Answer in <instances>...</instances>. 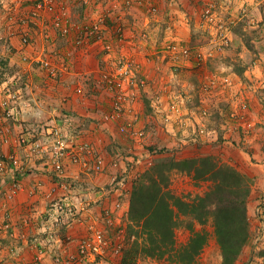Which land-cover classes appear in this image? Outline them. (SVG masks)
<instances>
[{
	"label": "crops",
	"instance_id": "crops-1",
	"mask_svg": "<svg viewBox=\"0 0 264 264\" xmlns=\"http://www.w3.org/2000/svg\"><path fill=\"white\" fill-rule=\"evenodd\" d=\"M215 1L107 0L97 2L94 0L90 6H81V0H65L67 4L69 3L68 5H71L74 23L78 29L83 25L84 27L91 26L102 17L107 16V39L115 43V28L119 26L125 28L127 41L117 46L118 53L122 52L140 62L145 74L149 77L155 78L157 81L160 79L174 82L178 85L180 91L184 92L190 107L192 105L190 104L191 102L200 107L206 105V103H203L202 94L197 90L198 79L201 82L200 77L198 75H193L194 77L183 75L181 79L180 77L175 79L173 75L169 74L170 77H164L157 72L159 67L156 69V64L158 65L157 52L165 45L161 44L159 46L164 40L176 39L188 43L196 38L194 34H196V30L199 31L201 28V24L199 27V17H201L200 14H202L203 8L207 4L215 3ZM237 1L229 0V3L233 5L235 2L236 5V3L240 2L239 7L247 3L258 16H261L262 12L264 13L263 0ZM20 3L27 10L33 0H20ZM222 3L225 4L224 1H221ZM15 6L18 8V5L14 3L13 8ZM2 20H4L3 24L7 26L6 33H8V26L11 21L5 18H2ZM32 35L35 40L34 47H25L20 39L16 38V41L13 39V44L19 50V53L16 52V54L11 55V53L7 52L3 55L12 59L13 56L22 57L25 52L31 57H35L46 49L48 55L51 52L56 54L54 56L60 64L61 57L73 49V43L70 40L60 39L55 33L48 44L43 41L41 33L35 27H32ZM236 35H238V29L233 31V40ZM239 36L242 37L241 34ZM250 36L252 35L250 34ZM253 44L255 53L260 54V56L263 55L261 58L264 59L262 52L264 51V40L259 42L256 39ZM235 47V44H233V47L222 53L224 60L219 62L218 68L222 69V72H230L234 75L238 79L239 85L227 98L220 97L210 101L209 109H211V115L206 120V123L213 134L209 139H200L199 141L193 139L196 128L194 124L198 122V115L193 107L187 108L185 120L181 126H173L172 124L166 126L163 112L153 111L151 104V111H149L148 103L143 100L139 104L140 122L138 125L139 128H145L144 126L148 125H154L153 127L166 126V133H164L165 130L163 132L162 128H156L157 130L150 135L149 140L153 141L152 146L160 144L170 148V154L167 155L169 157L175 156L177 159H184L202 155H215L218 160L221 161L222 159V163L234 166L251 178L254 185L249 200L250 220L252 221L253 218L255 225L264 226V221L259 218V215L256 216L254 214L258 205L264 200V91L259 93L256 89L253 91L245 90L248 82H244L245 78L254 80V78H260L263 75L261 70L252 71L253 67L250 65H252L251 62L254 56L246 45L242 42L240 44V50L245 48L242 54L237 49H234ZM6 51L10 50L6 49ZM243 58L246 63H243ZM73 60L76 62L75 69L77 73L76 75L70 74L63 81H54L47 77L38 63H36L38 65L30 64L28 66L30 71H27L24 67L25 70L20 73L19 77V80L21 79L20 86L15 89L21 95L19 107L21 114L19 119L16 120L20 122V127L15 124L17 128L13 134L17 136L22 133L24 128L35 126L37 123H58L64 125L67 120H72V133L82 136L83 140L86 138V140L92 141L104 156L107 168L101 174H87L84 173L81 166L66 162V177L59 179L49 166L38 160L35 163H31L27 170H17L15 172L9 169L5 174L0 175V264H14L9 251L12 247L8 240L9 232L12 236L11 240L14 239L17 243L16 246L13 245L15 247L13 254H19V259L26 263L78 264L76 257L78 256L79 242L86 235L84 226L74 225L62 229L58 237L51 243L47 242V234L44 231L48 209L55 200L60 199L67 192H71L79 204L84 205V201L91 202L97 212L102 208L112 210L117 221H123V224L127 225L131 192L135 178L132 174L126 175L125 178L127 180L124 178V181L121 182L124 185L120 187L117 185L119 181L114 184L113 178L122 173L125 175V165L130 163V152L133 149L135 150V156L133 157L140 155L147 159L151 155L146 150L143 151L138 146V143L129 137L125 127V119L105 122L104 115L111 113L113 110L109 97H105L104 94L97 101L86 98V96L89 97L88 93L96 92L94 86L92 89L89 88L87 80L97 79V73L100 69L107 67L109 64L103 47L87 46L84 48V54L81 52L75 53ZM237 60L243 63V76L235 71L234 64ZM254 61L256 62L257 60ZM94 83V81L90 82V86L94 85ZM79 85L84 87L83 94H79L76 91ZM240 86L241 90L239 89ZM3 87L4 85L0 83V103L4 98ZM261 88L264 90V85ZM152 92L154 90L149 93L151 94ZM238 94L239 96H237ZM232 95L236 97V100L245 96L251 104L250 118L254 122L255 128L248 134L243 132L236 134L233 131H231L232 133L227 132ZM0 115L4 116V111L1 107ZM94 120L96 122L100 121L99 127L92 132L84 131V122L88 121L91 125H96L93 122ZM75 123H77L76 129L74 128ZM218 131L223 133L225 140L222 142V146L213 143ZM176 133L177 136H175ZM188 137L192 139L189 141ZM227 138H233L237 143L238 140L243 142L245 149L237 148L231 139L227 140ZM205 141L209 143L207 144ZM189 142L194 144L187 146ZM172 150L179 151H176V154L172 153ZM14 152L23 156L19 149L15 147V143L6 144L0 137V153L9 156ZM117 156L122 159L119 170L111 167L112 161ZM254 160L257 162H254ZM14 178H17L20 182V188L18 189L13 187ZM64 183L69 185L70 191L64 189ZM261 218L263 217L261 216ZM6 222L10 223L11 229L9 231L5 230L7 227ZM257 253L258 251H255L254 254L252 252L253 258L261 260L257 257ZM252 261L254 263V259Z\"/></svg>",
	"mask_w": 264,
	"mask_h": 264
},
{
	"label": "built area",
	"instance_id": "built-area-1",
	"mask_svg": "<svg viewBox=\"0 0 264 264\" xmlns=\"http://www.w3.org/2000/svg\"><path fill=\"white\" fill-rule=\"evenodd\" d=\"M92 3L93 0H81L82 6H90ZM68 4L65 0H33L27 10L18 14L19 16L15 15L16 21H12L7 33L12 44L14 37L17 36L25 47H34L32 27L41 33L44 41L50 42L55 33L58 38L70 40L73 43V49L61 57L60 64L54 56L56 54L51 52L48 55L46 49L35 57L24 52L22 55L24 63L29 65L38 63L47 77L54 81H63L70 74L76 75L77 73L76 62L73 60L75 53L84 54V48L87 46H102L109 64L97 73L93 86L97 94L101 96L107 94L111 100L113 110L104 115L105 122L125 119L129 137L138 145L143 143L148 135L145 129L139 128L138 125L140 121L139 104L147 99L150 100L153 111L163 112L166 126L170 124L181 126L189 104L178 85L174 82L160 79L157 81L149 77L143 72L142 64L136 59L122 52L116 53L119 51L117 46L127 41L125 28L122 26L115 28V43L107 39V16L91 26L84 27L83 25L78 29L74 23L71 5ZM241 21L248 28L257 26L256 20L251 17L247 7L241 9V18L235 20L232 17L222 16L219 7L212 3L201 15V22L207 27L206 32L210 36L209 44L196 48L175 42L166 43L158 51V57L163 63L166 62L172 66L176 72L173 78L179 77L177 72L183 66H189L204 77L200 86L204 93L228 97L238 87V79L230 72L207 71V65L230 48L233 29ZM75 31L77 32L74 35ZM161 68L159 66L158 70ZM11 84L12 82L8 80L3 83L4 98L0 107L6 119L18 120L21 114L19 108L21 95ZM151 90L154 92L150 94ZM76 91L83 94V85H79ZM148 94L150 98L147 97ZM230 101L232 105L228 114L227 132L232 133L233 131L236 134L252 132L255 124L250 118L249 100L245 96L236 100V97L232 95ZM203 103H205L204 100ZM203 109L201 115H198L200 121L194 124L196 136L193 139L195 141L203 137L209 139L213 134L206 123L211 115L210 109L206 107ZM72 126V120H67L64 125L48 123L42 127H26L17 136L10 128L3 129L1 131L2 141L6 144L15 143V147L23 156L14 152L4 158L0 157V175L5 174L9 169L15 172L27 170L31 163L38 160L49 166L59 179L66 177V162L81 166L87 174L103 173L107 168L104 156L92 141L86 138L83 140L82 136L72 133ZM150 155L147 159L140 155L133 157L135 156L133 149L130 152L131 161L125 165V175L122 173L115 176L114 184L119 181L118 187L123 186L121 182L128 174H132L136 181L154 164V156ZM121 163V157L117 156L112 161L111 167L119 170ZM13 187L20 188L17 178H14ZM64 189L69 190V185L64 183ZM261 208L264 209V202ZM5 224L7 226L5 230L9 231L10 223ZM74 225H82L86 230V235L78 246L76 257L78 264H121V256L128 245L127 225H124L123 221H117L112 210L102 208L97 212L91 202L84 201V205L79 204L75 196L67 192L60 199L55 200L48 209L44 230L47 234V242L54 241L62 229ZM18 264L31 263L21 260Z\"/></svg>",
	"mask_w": 264,
	"mask_h": 264
},
{
	"label": "trees",
	"instance_id": "trees-1",
	"mask_svg": "<svg viewBox=\"0 0 264 264\" xmlns=\"http://www.w3.org/2000/svg\"><path fill=\"white\" fill-rule=\"evenodd\" d=\"M145 101L151 111L150 100ZM175 171L198 182L209 181L211 187L204 195L189 201L170 188ZM252 190V179L234 166L222 163L215 155L158 159L133 184L126 226L128 246L121 264H138L145 259L194 264L209 242V232L197 230L195 224L205 227L210 222L221 249L222 264H237L252 235L249 216ZM183 227L189 230L190 237L179 246L177 230ZM260 257L264 259V249Z\"/></svg>",
	"mask_w": 264,
	"mask_h": 264
},
{
	"label": "rangeland",
	"instance_id": "rangeland-1",
	"mask_svg": "<svg viewBox=\"0 0 264 264\" xmlns=\"http://www.w3.org/2000/svg\"><path fill=\"white\" fill-rule=\"evenodd\" d=\"M95 1L99 2V1H107V0H95ZM221 1H224L225 4L224 3L221 4ZM18 2H19V4H18ZM237 2H239V0ZM14 3H15V5H18V8H17V6H15L13 8ZM215 3L217 4L218 7L220 5L219 10L222 12V16H228V17H232L235 20H239L241 18V9L243 7H247L249 9V13H250L251 17H254V19L256 20L257 26L254 27V28H248V27H246L244 25H243V27H241L240 24H237L234 27L233 31H235V29H238V30L241 29V31H240V33H238V35H236V38L234 40H233V36H232V41H231L230 48L233 47V44H235L236 47L234 49H237L242 54V51L245 49L244 48V49L240 50V44L242 42L253 53L254 58H253V60L251 62L252 65H250L251 67H253L252 71L256 72L257 70H259V71L261 70V74L263 76L260 77V78H254V80L253 79L250 80L249 78H247V79L245 78V81L243 79L242 80L244 82H248L247 89L245 88V90L253 91V90L256 89V91H258L259 93L261 91H264L261 88L264 85V59L261 58L263 55L260 56V54L255 53V51H254L255 48H254V44H253V41H255L256 39L259 42L264 40V13L261 10L262 14H261V16H258L256 13H254V10H252L251 7L249 5H247V3H245L241 7L238 6L240 2L236 3V5H235V2H234L233 5H231L229 3V0L228 1L227 0H216ZM81 6H82V4H81ZM208 6H209V4H207V6H205L203 8V11ZM21 7H22V4L20 3V0H0V8L2 9V11L0 12V83L3 84L6 80H8V81L12 82L11 85L14 87V89H17L20 86V83H21V79L19 80L20 73L23 70H25V69L27 71H30V69L28 67L29 64L24 63L22 57L17 58L16 56L15 57L13 56L12 59H10L9 57L3 55L4 53H7V52H9V53H11V55H13V54H16V52L19 53V50L17 48H15L14 44H12L8 34L6 33L7 26H5L3 24L4 20H2V18L8 19L9 21H11V23L14 20L16 21L15 14L16 15H18V14L20 15L26 9V8H24V6H23V8H21ZM203 11H202V13H203ZM201 15L202 14H200V16ZM199 22H200L199 23V27H200V24H201V28L200 29H202V30H200V29H199V31L196 30V34H194V35H196V38H194L191 42L187 43V42L179 41V40H176V39H167V40H164L160 44L158 43L159 46L161 44L164 45L166 43L175 42V43H179V44H182V45H185V46L196 47V48L200 46V48H201V46L209 44L208 41L210 39V36H209V33L206 32L207 31V27L203 26V24L201 22V17H199ZM241 22L243 23V21H241ZM10 26H11V24L8 26V28ZM259 30L261 31V33L257 34L255 31H259ZM243 33H246L249 36L247 37ZM240 34H241L242 37L239 36ZM250 34L252 36H250ZM5 36H6V38H4ZM16 38H19V37H17V36L14 37L15 41H16ZM43 41H44V39H43ZM44 42H46V44L49 43L48 41H44ZM6 49H9L10 51H6ZM228 50H229V48L227 50H225L224 52H226ZM262 52L264 54V51H262ZM116 53H118V51H116ZM222 55L223 54L221 53L220 56H218L215 60L211 61L207 65V71L223 73L222 69L220 70V68H218L219 62L221 60L222 61L224 60V58H222L223 57ZM156 59H157V63H158V65L156 64V69L159 66L162 67L161 70L157 71L159 74L163 75L164 77H167L169 75H171V76L173 75L174 76L176 74V72L172 69V66H169L166 62L163 63L161 61V59H159L158 52H157ZM254 60H257L256 61L257 63ZM242 61H243V63H246L244 58L242 59ZM243 63L241 61L237 60V62L234 64L235 71L237 73H240L241 71H243V66H242ZM35 64L36 63H34L33 65H35ZM36 65H38V64H36ZM24 67H25V69H24ZM143 72H144V70H143ZM177 73H179L178 75H179L180 79H181V77L183 75L190 76V77H194V76L198 75L200 77L201 82L198 79V81H197V83H198L197 84L198 85L197 90L200 91V94H202V96H203L202 99L206 103V105L204 107L209 109L210 108L209 105L211 104L210 101H212L213 99L216 100L217 98H220V97L221 98H227L226 96L223 97V96H219V95H215V94L208 95V93H204L201 90V87H200L202 81L204 80V77L202 75H200L198 72L193 71L191 68H189V66H183V68H181V70L179 72H177ZM205 73H206V71L204 72V75H205ZM87 81H88L87 84H88L89 88L92 89L93 88V84H92V86H90V82L94 81V79L92 81L91 80H87ZM239 89L241 90V86L239 87ZM243 89H244V86H243ZM88 95H89V97L86 96V98H89V100H96L97 101V100H99L102 97L101 95L97 94V92L88 93ZM104 96L105 97H109L107 94H105ZM96 97H97V99H95ZM207 103H208V105H207ZM190 104H192L191 107H193L194 111L197 112V115H201V111H202V109L204 107H200L197 104L195 105L194 102L193 103L191 102ZM191 107L189 106V108H191ZM249 107H251V104H249ZM0 120L2 121L0 123V137H1V131L3 129L10 128L11 131L13 133H15V129L17 128V125H15V124H18V126L20 127V122H18L16 120H13V119H10V118H7V120H6L5 119V115L4 116L0 115ZM198 121H200L199 117H198ZM93 122L96 125H91L90 123H88V121H85L84 122V129L85 130L84 131L92 132L97 127H99L98 125H99L100 121L96 122V120H94ZM39 126L42 127V126H44V124L37 123V125L31 126V127L35 128V127H39ZM153 126L154 125L144 126L145 127L144 129L147 132L148 136H147V139H145L144 142L139 144L138 146L141 147L143 151L146 150L147 152L152 154L154 156L153 157V161L155 163L156 161H158V159L162 158L163 156L166 157L168 154H170L171 150H170V148H166L165 145L155 144L154 146H152V142L153 141L151 142L149 140V138H150V135L153 134L155 130H157L156 128H162L163 132L165 130L164 133H166V129H167L166 126H164V125L161 126V127L160 126L153 127ZM76 127H77V123H75V125H74L75 129H76ZM79 129H80V127H79ZM224 132H226V131H224ZM195 135H194V137H195ZM188 138H189V141L192 139L190 137H188ZM233 138L232 139L231 138H229V139L227 138V140L231 139V141L233 142V144H235V146L237 148L245 149V145H244L243 142H240L238 140V143H237V142H235V140ZM200 139L206 140L207 138L203 137V138H200ZM223 141H225L224 138H223V133L221 131H218V134L216 135L213 143L222 146V142ZM205 142L207 144L209 143L207 141H205ZM210 142H212V141H210ZM189 144H194V143L193 142H189L187 146H189ZM225 145H227V144H225ZM187 146H185V147H187ZM162 149H166L167 152H164ZM176 151H179V150H172V153H176ZM2 153H0V157L4 158L5 155H3ZM178 155H179V153H178ZM221 161H222V159H221ZM254 162H257V161L254 160ZM27 169H29V168L27 167ZM253 185H254V182H253ZM70 187H71V185H70ZM210 187H211V182H209V181L198 182V181L194 180L191 176H189V175H187L185 173H180V172L175 171L171 175L170 188L173 191V193H175L176 195L181 196V197H183V198H185V199H187L189 201L195 199L199 195H204L209 190ZM67 191H70V190L67 189ZM263 202H264V200H262V203ZM261 204L258 205L257 211L255 210L254 214L256 216L259 215V218L262 221H264V209L261 208ZM261 216L263 218H261ZM6 219H7V216H6ZM195 225H196V229L197 230L206 229L209 232V242H208L205 250L201 254V256L198 258V260L194 264H222L223 258H222V254H221V249H220V247H219V245L217 243L216 237H215L213 223L210 222L205 227L199 225L198 223H196ZM251 227H252V235H251L250 241H249V243L247 245L248 246L247 250L244 251L243 256H242L243 258H241L240 261L237 264H251V263H253V261H252L253 259H254V263L253 264H256V263L257 264H264V259L260 257V252L264 249V226L263 225H258L257 226V224L255 225L253 223V218H252ZM8 236H9L8 240L10 241V244H12V245H10V246H12L11 249H9L10 255H12V259L14 261V264H18V261H21V259H19V256H18L19 254H17V255L13 254V252L15 251V247H13V245L16 246L17 243L15 242L14 239L11 240L12 236H11L10 232L8 233ZM189 237H190V232L186 228L183 227V228H179L177 230V242H178L179 246L184 245L188 241ZM255 251H258L257 257L260 258L261 260H259V259L257 260L255 257L253 258L252 252L254 254ZM138 264H168V263L159 262V261L151 260V259H145V260L139 261Z\"/></svg>",
	"mask_w": 264,
	"mask_h": 264
}]
</instances>
